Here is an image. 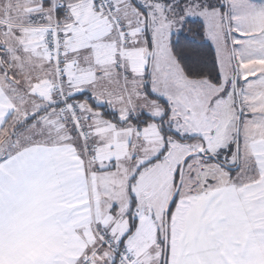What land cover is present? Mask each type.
<instances>
[{
	"label": "snow or ice",
	"instance_id": "1",
	"mask_svg": "<svg viewBox=\"0 0 264 264\" xmlns=\"http://www.w3.org/2000/svg\"><path fill=\"white\" fill-rule=\"evenodd\" d=\"M0 264H264V0H0Z\"/></svg>",
	"mask_w": 264,
	"mask_h": 264
}]
</instances>
